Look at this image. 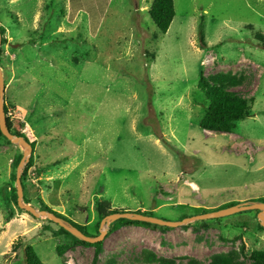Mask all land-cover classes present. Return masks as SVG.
Here are the masks:
<instances>
[{"label": "rangeland", "instance_id": "374dc122", "mask_svg": "<svg viewBox=\"0 0 264 264\" xmlns=\"http://www.w3.org/2000/svg\"><path fill=\"white\" fill-rule=\"evenodd\" d=\"M151 2L0 0L3 102L12 133L34 143L26 156L0 139V264H24L23 246L42 264H252L250 253L264 250L258 211H245L165 231L122 227L94 259L93 248L17 206L21 162L22 205L91 238L112 210L179 222L194 209L261 203L264 0H173L165 34ZM201 76L236 82L231 89L254 100L233 132L200 129Z\"/></svg>", "mask_w": 264, "mask_h": 264}, {"label": "trees", "instance_id": "16d2710c", "mask_svg": "<svg viewBox=\"0 0 264 264\" xmlns=\"http://www.w3.org/2000/svg\"><path fill=\"white\" fill-rule=\"evenodd\" d=\"M148 14L150 16L151 21L153 22L156 29L161 33L165 34L170 24L175 16L174 3L173 0H152L150 7L148 9ZM200 41L205 45L203 41V31L202 24L199 28ZM4 29L0 27V36H1V44L5 42L4 39ZM264 44V43H262ZM264 46V45H263ZM238 84L236 82H231V80H216L214 79L212 82H209L207 79L202 76L199 79L198 87L200 88L201 93L205 99L204 102V115L200 121L199 127L201 130L215 132V133H231L233 132L236 124L240 121L245 120L250 113L251 107L253 105L254 100L244 99L240 94L236 91H233L231 88ZM3 110L6 120V126L11 134V122L8 117V107L3 104ZM15 135V134H13ZM19 137H23L25 141L28 142L26 137L22 134L16 135ZM4 138L0 131V139ZM5 139V138H4ZM7 141V139H5ZM8 142V141H7ZM31 146V151L34 149V143H29ZM31 163V160L29 161ZM26 181V176H21V182ZM16 201V197L13 198ZM261 203H264V198L260 199ZM235 203H229L224 206L217 208L216 210H221L224 208H229L235 206ZM46 209V208H45ZM49 210V209H47ZM120 213V211L112 210L111 214ZM194 212L198 215L208 213L202 209H194ZM139 214H143L146 216L154 217L152 212H141L137 211ZM196 214V215H197ZM56 215V214H55ZM58 216V215H57ZM64 219L63 217L59 216ZM103 218V216H102ZM66 220V219H65ZM73 227H76L80 230L84 235L89 236L84 229V227H78L67 221ZM133 226V227H142L145 229H159V230H169L166 227H159L156 225H151L148 223L129 221L120 219L115 221L112 225H110L107 234H110L116 230L121 229L122 227ZM99 227V222L97 228ZM261 230H264L263 227L259 226ZM58 233L65 235L69 239L72 240V244L76 246L82 247H90L94 249V259H96L102 251V243L88 244L83 241H80L70 234H68L64 229H58ZM24 250V264H42L38 259L37 255L34 252V249L30 246H23ZM61 253V251L59 252ZM249 260L252 264H264V250L263 251H254L250 253L248 256ZM147 260V259H146ZM144 261L143 264H168L163 260H151ZM211 264H229L228 260L223 259H214Z\"/></svg>", "mask_w": 264, "mask_h": 264}, {"label": "water", "instance_id": "95a60500", "mask_svg": "<svg viewBox=\"0 0 264 264\" xmlns=\"http://www.w3.org/2000/svg\"><path fill=\"white\" fill-rule=\"evenodd\" d=\"M0 45H1V36H0ZM4 81L0 70V131L2 136L7 139L12 144H17L25 149H27V155L28 156L31 153V146L30 144L24 140L23 137H19L16 135H13L9 132L7 126H6V120L3 110V104H4ZM25 156V161H28L27 157ZM23 162H21L17 169L15 184H16V192H17V206L22 208L23 210L30 213L33 217H46L53 223L57 224L60 228L64 229L68 234H70L72 237L83 241L88 244H95L102 242L104 240V237L107 234V230L104 229V227H108L111 223L124 219L129 221H136V222H142V223H148L151 225H156L159 227H166L169 229L177 228L180 226H183L185 224L194 222V221H205V220H212V219H219L224 218L226 216L234 215L237 213L245 212V211H258L257 213V219L259 221V224L261 227L264 228V203H252V204H241L236 205L233 207H229L226 209L216 210V211H210L205 214H201L198 216L190 217L183 219L179 222H167L163 221L161 219L152 217V216H146L143 214H139L137 212H118L114 213L112 215L107 216L105 219H102L99 228H100V235L97 238H91L85 236L83 233L78 231L77 229L70 227L69 225L65 224L58 218H55V216L51 215L50 213L44 212V211H36L33 207H31L29 204L22 205V187L20 183V168L22 166Z\"/></svg>", "mask_w": 264, "mask_h": 264}]
</instances>
